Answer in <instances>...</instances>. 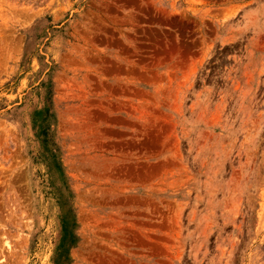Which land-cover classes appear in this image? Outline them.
<instances>
[{"label": "rangeland", "instance_id": "rangeland-1", "mask_svg": "<svg viewBox=\"0 0 264 264\" xmlns=\"http://www.w3.org/2000/svg\"><path fill=\"white\" fill-rule=\"evenodd\" d=\"M0 264H264V0H0Z\"/></svg>", "mask_w": 264, "mask_h": 264}]
</instances>
